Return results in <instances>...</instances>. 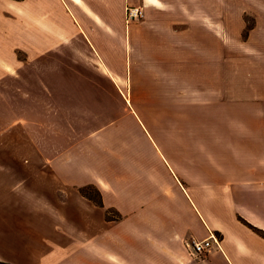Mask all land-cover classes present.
Returning a JSON list of instances; mask_svg holds the SVG:
<instances>
[{
    "label": "crops",
    "instance_id": "obj_1",
    "mask_svg": "<svg viewBox=\"0 0 264 264\" xmlns=\"http://www.w3.org/2000/svg\"><path fill=\"white\" fill-rule=\"evenodd\" d=\"M82 1L89 12L72 0H0V16H17L22 32L73 27L97 56L101 76L120 97L123 93L130 117L98 124L94 133L75 140L74 119L59 117L54 103L48 124L50 115L39 112L38 148L31 150L29 115L22 114L15 133L13 104L0 101V132L5 125L0 138L6 142L0 148V264H264V239L238 217L264 230V198L228 204L221 193L205 192V201H195L206 182H181L164 140L147 129L138 112L146 105L173 110L174 94L191 84L205 94L207 71L220 79L222 15L237 14L235 8L223 7L221 0L197 8ZM245 5L243 14L253 20L245 43L252 51L264 50V0ZM129 6L142 7L144 16L127 23ZM22 44L29 51L30 40ZM7 72L9 78L12 71ZM15 92L11 86L0 93ZM256 92L261 97L254 104L264 109V87ZM251 121L264 125V118ZM85 187L95 190L101 206L81 193ZM107 210L120 218H107ZM210 232L219 233L220 247L194 256L186 243Z\"/></svg>",
    "mask_w": 264,
    "mask_h": 264
},
{
    "label": "rangeland",
    "instance_id": "obj_2",
    "mask_svg": "<svg viewBox=\"0 0 264 264\" xmlns=\"http://www.w3.org/2000/svg\"><path fill=\"white\" fill-rule=\"evenodd\" d=\"M139 1L142 5L171 4L194 8L219 4V0L131 2L137 4ZM80 2L81 6L77 4L79 8L89 12L86 4L82 0ZM220 5L233 6L237 12L222 15L220 79L210 77L213 73L207 71L205 94L201 93L203 87L199 86L200 93H197V87L191 84L183 94H174L173 110L152 109L146 105L147 108L138 112L143 115L147 129L164 140L162 144L171 156L181 182L184 185L206 182L204 186L207 189L197 190L202 195L194 194L195 201L198 198L202 203L205 200L201 197L206 193L214 196L219 192L228 204H232L246 197L264 198V170L261 169L264 167V125L251 121L255 117L264 118V109L254 104L259 102L257 97H261L256 91L264 87V50L258 48L252 51L245 43L248 30L253 25V20L243 14L245 0H221ZM139 8L144 16L143 8ZM16 17L0 16V92L11 86L17 90L13 95L0 93V101L8 99L13 104L15 133L16 129H21L22 114L29 115L31 150L38 148L39 112L43 114L46 111L50 115L48 124L54 113V103L59 117L74 119L71 136L75 140L81 134L94 133L98 124L113 122L119 116L130 117L127 108L122 106L123 93L120 97L112 81L108 82L101 76L102 68L97 65V56L82 34L80 36L65 22L63 26L68 29L58 30L57 33L36 29L22 32ZM27 39L30 40L29 51L28 46L22 44ZM6 70L12 71L9 78L5 75ZM124 95H130L126 89ZM245 119L250 120L244 122ZM61 124L59 121L58 125ZM127 127L133 130V126ZM1 128L0 134L4 133L5 125ZM4 137L0 138V148L6 145ZM17 139L15 134L14 141ZM68 140H71L70 136ZM110 153L107 151V155ZM109 157H113V153ZM221 184L224 190H215ZM206 198L211 199L209 196ZM109 216L116 214L111 212ZM206 239L212 244L209 251L220 247L219 233L210 232ZM192 242L186 243V246Z\"/></svg>",
    "mask_w": 264,
    "mask_h": 264
},
{
    "label": "built area",
    "instance_id": "obj_3",
    "mask_svg": "<svg viewBox=\"0 0 264 264\" xmlns=\"http://www.w3.org/2000/svg\"><path fill=\"white\" fill-rule=\"evenodd\" d=\"M127 15V23L133 20H137L141 17H143V11L141 8H129L126 11ZM212 244L211 241L206 239L204 241H193L192 243L187 244L186 247H188L191 251V253L194 256L200 257L205 255L211 248Z\"/></svg>",
    "mask_w": 264,
    "mask_h": 264
},
{
    "label": "trees",
    "instance_id": "obj_4",
    "mask_svg": "<svg viewBox=\"0 0 264 264\" xmlns=\"http://www.w3.org/2000/svg\"><path fill=\"white\" fill-rule=\"evenodd\" d=\"M94 189L92 187H85V188H82L81 189V193L87 197L88 199L92 200L95 204L101 206L102 203L101 201L99 200V196L96 195V197L93 195L92 191ZM95 191V190H94ZM111 212H115L113 210H107V218H110L112 219V217L109 216V214ZM117 219L120 218V215L116 213V217ZM239 220L244 224L246 225L249 229H251L255 234H257L258 236H260L262 239H264V230H261V229H258L254 226H252L251 224L247 223L244 219H242L241 217H239Z\"/></svg>",
    "mask_w": 264,
    "mask_h": 264
},
{
    "label": "bare ground",
    "instance_id": "obj_5",
    "mask_svg": "<svg viewBox=\"0 0 264 264\" xmlns=\"http://www.w3.org/2000/svg\"><path fill=\"white\" fill-rule=\"evenodd\" d=\"M74 3L78 4L79 6H81V2L80 0H72ZM129 8H139V7H134V6H129L126 8V11L129 9ZM126 21H127V15H126ZM129 23V22H128Z\"/></svg>",
    "mask_w": 264,
    "mask_h": 264
}]
</instances>
